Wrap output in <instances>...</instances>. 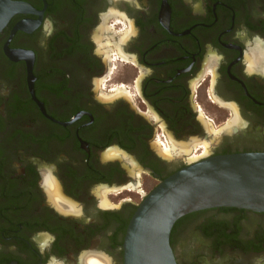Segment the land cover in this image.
<instances>
[{
	"label": "flooded vegetation",
	"instance_id": "1",
	"mask_svg": "<svg viewBox=\"0 0 264 264\" xmlns=\"http://www.w3.org/2000/svg\"><path fill=\"white\" fill-rule=\"evenodd\" d=\"M12 1L29 8L0 31V264H124L135 196L264 152V0ZM170 242L178 264H264V213L192 212Z\"/></svg>",
	"mask_w": 264,
	"mask_h": 264
},
{
	"label": "water",
	"instance_id": "2",
	"mask_svg": "<svg viewBox=\"0 0 264 264\" xmlns=\"http://www.w3.org/2000/svg\"><path fill=\"white\" fill-rule=\"evenodd\" d=\"M28 8L23 2L0 0V31ZM220 207L264 213V152L206 156L159 182L128 223L124 264H178L170 242L176 222L192 212Z\"/></svg>",
	"mask_w": 264,
	"mask_h": 264
},
{
	"label": "rangeland",
	"instance_id": "3",
	"mask_svg": "<svg viewBox=\"0 0 264 264\" xmlns=\"http://www.w3.org/2000/svg\"><path fill=\"white\" fill-rule=\"evenodd\" d=\"M147 182V176L146 175H141V177L139 178V189H143L145 190L146 194L147 192V187L145 188V183ZM133 193L132 192H128V197H130ZM142 196H135L134 197V202L139 204L142 201Z\"/></svg>",
	"mask_w": 264,
	"mask_h": 264
},
{
	"label": "bare ground",
	"instance_id": "4",
	"mask_svg": "<svg viewBox=\"0 0 264 264\" xmlns=\"http://www.w3.org/2000/svg\"><path fill=\"white\" fill-rule=\"evenodd\" d=\"M179 148H180V146H179ZM188 148H189V147H188ZM181 149H182V150H186L187 148L182 147ZM206 151H207V150H206ZM191 160H192V159H191ZM195 160H196V159H195ZM195 160H193V161H195ZM193 161H192V162H193Z\"/></svg>",
	"mask_w": 264,
	"mask_h": 264
}]
</instances>
